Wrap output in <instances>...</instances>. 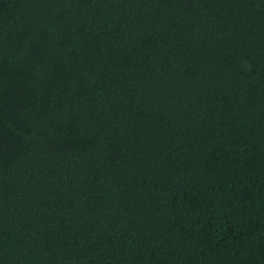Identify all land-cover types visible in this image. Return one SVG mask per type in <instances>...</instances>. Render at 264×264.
Returning a JSON list of instances; mask_svg holds the SVG:
<instances>
[{"label": "trees", "instance_id": "trees-1", "mask_svg": "<svg viewBox=\"0 0 264 264\" xmlns=\"http://www.w3.org/2000/svg\"><path fill=\"white\" fill-rule=\"evenodd\" d=\"M0 264H264V0H0Z\"/></svg>", "mask_w": 264, "mask_h": 264}]
</instances>
